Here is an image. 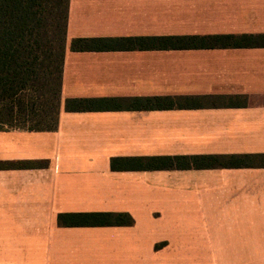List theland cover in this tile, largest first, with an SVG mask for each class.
<instances>
[{
  "label": "crops",
  "instance_id": "crops-1",
  "mask_svg": "<svg viewBox=\"0 0 264 264\" xmlns=\"http://www.w3.org/2000/svg\"><path fill=\"white\" fill-rule=\"evenodd\" d=\"M209 35H264V0H70L57 129L0 130V264L264 259V47L71 48L75 39ZM157 96L192 106L64 107ZM199 155L254 157L203 169L111 166ZM85 212L128 213L134 224L58 223Z\"/></svg>",
  "mask_w": 264,
  "mask_h": 264
},
{
  "label": "trees",
  "instance_id": "trees-1",
  "mask_svg": "<svg viewBox=\"0 0 264 264\" xmlns=\"http://www.w3.org/2000/svg\"><path fill=\"white\" fill-rule=\"evenodd\" d=\"M70 0H0V130L54 131L59 124ZM264 47V35L167 36L75 39V51ZM192 106L181 97L67 99V111L155 110ZM254 156H161L113 159L128 169H203ZM264 158V156H261ZM9 164L5 169L17 168ZM69 226L133 225L128 213L85 212L58 216ZM157 248L159 246H156Z\"/></svg>",
  "mask_w": 264,
  "mask_h": 264
},
{
  "label": "rangeland",
  "instance_id": "rangeland-1",
  "mask_svg": "<svg viewBox=\"0 0 264 264\" xmlns=\"http://www.w3.org/2000/svg\"><path fill=\"white\" fill-rule=\"evenodd\" d=\"M237 257V258H235ZM251 260H254L252 263L248 262L246 264H264L262 261L264 260L262 257H256L255 259H251ZM231 264H245V263H240L239 262V255L238 254H235L233 255V261Z\"/></svg>",
  "mask_w": 264,
  "mask_h": 264
}]
</instances>
